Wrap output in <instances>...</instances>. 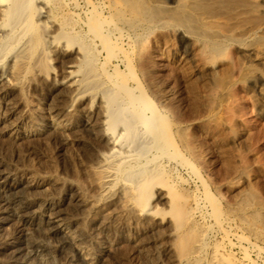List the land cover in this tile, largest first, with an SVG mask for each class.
Masks as SVG:
<instances>
[{
	"label": "bare ground",
	"instance_id": "bare-ground-1",
	"mask_svg": "<svg viewBox=\"0 0 264 264\" xmlns=\"http://www.w3.org/2000/svg\"><path fill=\"white\" fill-rule=\"evenodd\" d=\"M169 29L222 82L208 121L229 48L264 121V0H0V264H264V206L239 186L222 206L148 80L140 49Z\"/></svg>",
	"mask_w": 264,
	"mask_h": 264
},
{
	"label": "rangeland",
	"instance_id": "rangeland-1",
	"mask_svg": "<svg viewBox=\"0 0 264 264\" xmlns=\"http://www.w3.org/2000/svg\"><path fill=\"white\" fill-rule=\"evenodd\" d=\"M156 1L172 5L177 0ZM200 12L205 10L201 8ZM140 58L141 62L147 60L148 80L157 83L166 107L185 127L195 164L209 191L223 207L233 208L239 186L251 193L254 205L264 206V138L259 134L264 129V121L238 83L233 50L227 49L216 60L221 68H229V79L225 82L228 93L211 122L207 118L218 101L222 82L214 81L205 71L209 60L204 47L176 34L174 29L153 31L145 38ZM197 185L193 190L200 194L202 187L200 183ZM237 231L233 229L234 234ZM241 234L245 247L256 242L248 229ZM230 238L237 242L235 236ZM258 244L264 247V241ZM237 256L241 261L258 260L251 250L247 256Z\"/></svg>",
	"mask_w": 264,
	"mask_h": 264
}]
</instances>
